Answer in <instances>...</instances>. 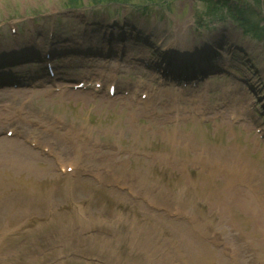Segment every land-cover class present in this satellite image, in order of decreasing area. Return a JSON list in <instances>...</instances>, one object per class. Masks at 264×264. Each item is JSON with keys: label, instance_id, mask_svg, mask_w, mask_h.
<instances>
[{"label": "rangeland", "instance_id": "rangeland-1", "mask_svg": "<svg viewBox=\"0 0 264 264\" xmlns=\"http://www.w3.org/2000/svg\"><path fill=\"white\" fill-rule=\"evenodd\" d=\"M132 2L146 8L144 13L132 8L129 11L125 6H92L90 0H84L81 9L70 8L67 0H0V47L12 52L11 47L18 46L10 29L15 24L21 35L18 39L32 44L40 41L41 55L49 43L44 36L56 17L52 42L62 46L63 51V44L72 45L75 56H56L54 62L60 66L87 54L80 66L77 61L74 65L71 62L73 67L61 71L114 78L120 88H137L149 92L150 97L134 104L119 97H46L42 91L33 94V102L24 105H41L67 123L85 126L86 135L96 143V163L115 168L125 182L134 184L136 193L108 189L103 187L105 184L98 186L89 178L72 180L58 172L56 180L55 175H45L47 171H36L44 164L37 163L38 157L19 144L15 145L21 157L14 161L11 154L1 149L7 143L1 142L4 124L0 114V224H4L0 228L4 233L0 236V264H79L75 262H83L79 252L110 255L100 249L104 235H89L82 229L115 224L117 237L107 236L112 240V257L107 264H150L141 249L130 245L128 235L131 227L138 225L142 229L148 222L159 223L152 242L168 246L171 253L180 250L187 255L191 248L184 243L189 238L191 218L179 214V209L199 215V224L205 226L206 244L200 243L205 246L200 245L197 251L206 252L210 264H236L224 240L227 235L241 242L247 264H264V243L256 240L254 220L246 212L255 203L250 195L251 181L264 189V143L257 136L261 129L264 135V41L245 35L231 22L219 23L214 20L218 19L216 16H207L201 0ZM83 16L87 18L85 23ZM194 19L198 27V21L207 26L198 31ZM179 25L185 27L181 37L185 45L200 49L205 46L208 51L211 48L224 61L222 68L208 73L196 85H182L183 79H178L177 84L172 80L164 83L159 73H152L134 60L145 55L157 57L150 54L145 39L152 40L149 45L156 48L157 54L163 53L161 50L176 39L174 33ZM103 30H112V37L121 39L117 45L128 47L123 61L112 56L105 64L98 56H88L89 47L102 45ZM90 31L92 36L88 37ZM145 45L147 49L141 50ZM31 60L28 69L40 65L34 63L37 58L32 56ZM12 93L0 92V104L4 105L3 100ZM12 106L20 105L16 101ZM247 109L259 117H251ZM231 116L234 122L229 120ZM104 144H113L118 150H109V146L105 150ZM16 173L30 177L38 188L43 185L46 194H50L49 206L33 207L26 197L10 192L16 182L10 176ZM7 193L12 200L3 199ZM147 195L161 208L154 207ZM240 197H246V204ZM34 198L30 200L35 203ZM191 228L198 234L199 225ZM143 232L142 229L137 234L143 237ZM61 238L71 241L72 247L68 249ZM77 238L84 241L82 246L73 242ZM63 248L68 249L69 256L60 254ZM163 260L168 262L165 257Z\"/></svg>", "mask_w": 264, "mask_h": 264}, {"label": "bare ground", "instance_id": "bare-ground-1", "mask_svg": "<svg viewBox=\"0 0 264 264\" xmlns=\"http://www.w3.org/2000/svg\"><path fill=\"white\" fill-rule=\"evenodd\" d=\"M179 32L181 33V30H179ZM16 44H17V42H16ZM56 47H59V46H56ZM58 51L59 52H64V51H62L60 49H58ZM193 52L197 55V51L196 50L195 51L193 50ZM4 55H5L4 52H2V56H0V73H5L4 75H10V73L8 72L10 70V67H7V63L1 62V60H3V58H4ZM218 66H220V65H218ZM19 69L20 70H24L25 66L19 65ZM215 69H218V68L215 67ZM39 70H41V69L40 68H38L36 70L33 69L32 70L33 76H37V77L41 76L42 72L39 71ZM196 72L198 73V70H196ZM197 75L198 76H196V77H199V76H202L204 74H201V75L197 74ZM11 143L13 145L14 144L22 145L24 148H26L29 151V153L31 155H33L32 153H34L28 147H26L25 145L20 144L17 140H12ZM1 149L4 150L5 152L11 154L14 161H17L21 157L20 150L15 145L14 146H11V145L1 146ZM14 150H16V151H14ZM78 150H79V148L76 149V153H77L78 158L81 159ZM86 154H87V156H93L94 153L93 152H87ZM14 164H18V163H14ZM30 166L32 167V165H30ZM20 168L24 169V166L20 165ZM22 175H23V173H16V174H14L13 176H10V177H13L15 179V178H20ZM19 180H21V179H19ZM29 180H31V179H29ZM1 181H2V178L0 180V183H1ZM22 181L26 182L27 180H22ZM254 210H255V207H254ZM257 212L260 213V210L258 209ZM132 224L133 223L131 222V226H132ZM158 227H159L158 223H148V224H146L144 226L145 231L143 230L144 231L143 237H140V235L137 234V233H139V230H140L137 225L131 227L132 230H131V232L129 234L130 245L132 247H135V250H139L140 251V249H141V252L144 253V255L147 257L149 255L147 249L150 248L151 244H153V242L151 241V238H150V234H151V232L153 230H157ZM203 229H204V227L200 230L201 232H199V234H198L199 239H203V237L200 236V233H202ZM263 234H264V231H263ZM183 242H184V240H183ZM139 243H140V246H139ZM184 245H187L189 248H191V252L189 253V257H190L191 260L188 263H182V264H210V262L207 260L206 252L203 253L199 249L197 251V248L200 245L201 246H205V244H199V242H198V240L196 238H190L189 237V239L186 240ZM166 247H168V246H164L163 248H166ZM162 250H167L168 251V249H161V251ZM167 255H169L168 252H167ZM169 258H170V256H169ZM182 260L184 261L183 258H182ZM153 264H157V262H154Z\"/></svg>", "mask_w": 264, "mask_h": 264}, {"label": "trees", "instance_id": "trees-1", "mask_svg": "<svg viewBox=\"0 0 264 264\" xmlns=\"http://www.w3.org/2000/svg\"><path fill=\"white\" fill-rule=\"evenodd\" d=\"M230 2H233V0L232 1H227V3H230ZM254 2H255V4L257 5V6H261V4H262V7L264 8V2H263V0H254ZM233 8H234V10L239 14V15H241L242 13H243V10H242V8H240L236 3H233Z\"/></svg>", "mask_w": 264, "mask_h": 264}]
</instances>
